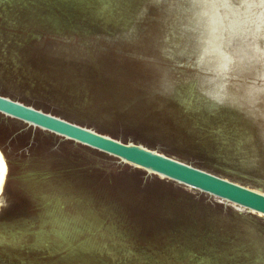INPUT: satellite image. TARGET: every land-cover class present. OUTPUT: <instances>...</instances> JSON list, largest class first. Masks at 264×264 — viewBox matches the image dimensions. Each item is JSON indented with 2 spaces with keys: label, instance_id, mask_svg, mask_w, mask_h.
I'll use <instances>...</instances> for the list:
<instances>
[{
  "label": "rangeland",
  "instance_id": "374dc122",
  "mask_svg": "<svg viewBox=\"0 0 264 264\" xmlns=\"http://www.w3.org/2000/svg\"><path fill=\"white\" fill-rule=\"evenodd\" d=\"M203 1L176 2L81 124L264 191V0L225 54ZM0 264H264V216L67 139L0 222Z\"/></svg>",
  "mask_w": 264,
  "mask_h": 264
},
{
  "label": "water",
  "instance_id": "95a60500",
  "mask_svg": "<svg viewBox=\"0 0 264 264\" xmlns=\"http://www.w3.org/2000/svg\"><path fill=\"white\" fill-rule=\"evenodd\" d=\"M178 0H0V222L68 139L264 216V193L82 121Z\"/></svg>",
  "mask_w": 264,
  "mask_h": 264
},
{
  "label": "bare ground",
  "instance_id": "6f19581e",
  "mask_svg": "<svg viewBox=\"0 0 264 264\" xmlns=\"http://www.w3.org/2000/svg\"><path fill=\"white\" fill-rule=\"evenodd\" d=\"M251 1L255 3L256 0L255 1L254 0H204L203 2L199 3L200 6L197 7L198 9L196 11L195 18H198L199 20L203 21L206 30L211 32V34L213 35L215 39V43L213 44L212 49H214V51L222 52L223 54H225L226 52L225 48L226 46L229 45L228 44V38H229L228 27L230 25L231 18L234 17V19H236V22L243 21L245 18V15L248 12L252 11L253 9L251 7L252 6ZM246 36L247 35L244 33L242 35H237L235 38L233 36L232 37L233 43L241 39H244V37ZM250 37L252 38V36ZM256 42H257V45H254L256 56L261 58L262 63L264 65V45L260 46V43L262 44V38L259 37L256 40ZM229 55H230L229 53L226 54V56H229ZM248 187L264 193V191L260 189H257L251 186H248ZM219 201L223 203V200L219 199ZM229 205L235 207L236 210L245 211L244 207H242L241 205H238L235 203H231ZM257 215H261V214L258 213Z\"/></svg>",
  "mask_w": 264,
  "mask_h": 264
}]
</instances>
